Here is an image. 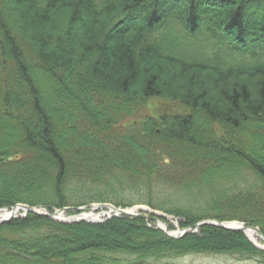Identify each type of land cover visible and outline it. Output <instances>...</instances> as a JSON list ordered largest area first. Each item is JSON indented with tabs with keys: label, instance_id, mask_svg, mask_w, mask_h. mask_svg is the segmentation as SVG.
<instances>
[{
	"label": "trees",
	"instance_id": "obj_1",
	"mask_svg": "<svg viewBox=\"0 0 264 264\" xmlns=\"http://www.w3.org/2000/svg\"><path fill=\"white\" fill-rule=\"evenodd\" d=\"M155 98L189 112L151 115ZM94 202L264 233V0H0V210ZM193 254L264 264L213 224L180 238L144 215L0 224V264Z\"/></svg>",
	"mask_w": 264,
	"mask_h": 264
},
{
	"label": "water",
	"instance_id": "obj_2",
	"mask_svg": "<svg viewBox=\"0 0 264 264\" xmlns=\"http://www.w3.org/2000/svg\"><path fill=\"white\" fill-rule=\"evenodd\" d=\"M100 208L109 209L110 210L109 215L106 218H99V217L97 219L91 218V216L93 215L92 212H94V211H96V210H98ZM70 209L85 210L86 212H88L90 214H88V215L81 214L80 216L66 219L65 217L62 216V214H64L67 210H70ZM21 210L25 211V212H31V213H37V214L45 215L47 217H51V218L59 219V220H63V221H68V222H70V221H79V220H88V221L100 222V221H104V220H106V219H108V218H110L112 216H115V215H125V216H129L130 215V216H133V217H137V216L140 215L139 213H135L133 211H129L128 209H125L123 207H118L115 204L108 203V202L93 204L92 206L86 207V208L85 207H64V208L57 209L53 213L49 212V211H47L45 209H42V208H37V207L31 206V205L26 204V203H19L18 205H16L10 211V213L8 215L4 216L3 214L2 215L0 214V224L10 220L13 217H16L17 216V212L21 211ZM152 212H154V211H152ZM154 213H156V215L159 214L157 212H154ZM162 215H164V214H162ZM147 218L157 221L158 222L157 223V227L162 229V230H164L169 236L174 237V238L182 237V236L186 235L189 232H196L203 224L207 223V224H213V225H216V226H219V227H223V228L228 229V230H239V231H242L248 237H249V235L247 234V229L251 228L252 230L255 231L257 237L261 238L264 241V233L262 232V230L259 227H255V226L254 227H249L247 224L241 223V222L228 223V222H221L219 220H205V221H202V222H198V223H196L195 225H193L191 227H187V228L176 230V231H170L169 226L166 223H164L162 220H160L157 216H153L152 215V216H147ZM161 222L164 223L166 225V227H163L161 225ZM257 246L261 247L259 245H257ZM261 248L264 249V246L261 247Z\"/></svg>",
	"mask_w": 264,
	"mask_h": 264
},
{
	"label": "rangeland",
	"instance_id": "obj_3",
	"mask_svg": "<svg viewBox=\"0 0 264 264\" xmlns=\"http://www.w3.org/2000/svg\"><path fill=\"white\" fill-rule=\"evenodd\" d=\"M191 87L196 88L197 86L193 84ZM253 95L255 97H257L258 95V91L256 90V88L253 91ZM187 111H188V108L183 106L180 102L164 100V99H159V98L152 99L149 102V113L151 115L159 116L161 114H166V113L174 114V113H184ZM95 203H99V202H95ZM84 207H87V206H84ZM142 207L146 209H152L148 205H144V204H142V206L135 205L131 208H142ZM157 211L159 213L167 215L166 218L168 219V221L174 226H176V228L180 227V221L183 220V218L179 216L167 214L166 212H163L160 210H157ZM102 212H104L103 209L97 210L94 212V215H101L100 217H105L103 216ZM83 213L86 214L85 211ZM63 215L66 217L68 216L66 213H64ZM171 264H260V263H258L255 260H239L235 257L225 255V254H193V255L180 258L178 260H173Z\"/></svg>",
	"mask_w": 264,
	"mask_h": 264
},
{
	"label": "bare ground",
	"instance_id": "obj_4",
	"mask_svg": "<svg viewBox=\"0 0 264 264\" xmlns=\"http://www.w3.org/2000/svg\"><path fill=\"white\" fill-rule=\"evenodd\" d=\"M2 213H4V214H3L4 216H6V215H8L10 212H9L8 210H6L5 212H2ZM94 217H96V215H94ZM162 226H163V227H166L164 224H162ZM247 233H248V235L250 236V238H251L253 241H255L258 245H260V246H264V243H263L260 239H258V238L256 237V234H255V231H254V230H252L251 228H250V229H247Z\"/></svg>",
	"mask_w": 264,
	"mask_h": 264
}]
</instances>
